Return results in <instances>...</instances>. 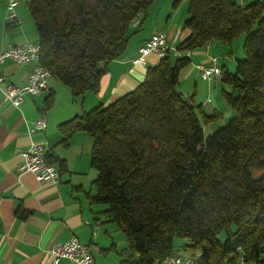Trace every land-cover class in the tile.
I'll use <instances>...</instances> for the list:
<instances>
[{
  "label": "trees",
  "instance_id": "16d2710c",
  "mask_svg": "<svg viewBox=\"0 0 264 264\" xmlns=\"http://www.w3.org/2000/svg\"><path fill=\"white\" fill-rule=\"evenodd\" d=\"M152 2L26 1L38 64L73 97L96 93L106 65L126 51ZM186 2L187 34L176 54L167 51L133 90L62 127L91 141V203L105 205L127 251L137 254L130 264H152L179 249L198 251V264H264V0ZM242 35L244 56L234 72L220 68L233 116L204 136L220 114H204L181 94L179 71L189 52L208 42L230 47ZM46 159L52 163L48 152ZM175 238L186 242L177 248Z\"/></svg>",
  "mask_w": 264,
  "mask_h": 264
},
{
  "label": "crops",
  "instance_id": "0c3cea01",
  "mask_svg": "<svg viewBox=\"0 0 264 264\" xmlns=\"http://www.w3.org/2000/svg\"><path fill=\"white\" fill-rule=\"evenodd\" d=\"M164 2L161 14L156 11L151 14L152 18L157 14L158 20H153L144 32L149 7L140 27L130 37L126 51L106 65L96 93L86 91L82 96L73 97L68 87L52 77L42 92L25 96L17 107L4 100L0 92V264H51L50 246L72 236L88 247L94 264H130L136 258L137 254L127 251L121 229L105 216V205L91 203L96 191V170L90 165L88 135L81 130L67 134L62 125L99 104L112 102L144 79L147 67L156 64L159 58L149 54L142 65L131 60L152 33L165 32L168 51L175 55V46L187 30L182 29L183 22L169 15L175 4L170 8L169 0ZM5 9L6 0H0V51L8 44L37 41L27 3H18L16 20L12 22L4 21ZM224 47L210 43L208 47L189 52V63L180 69L178 85L185 83L196 90L195 77H201L194 65L208 64L211 57L217 58L220 68L229 69V63L223 64L221 57ZM34 66L35 62L18 64L6 59L0 64V72L8 82L21 85ZM205 81L209 84L216 80ZM40 114L45 117V129L29 134V126ZM32 140L46 144L48 156L59 171L57 181L40 182L31 172L17 173L21 152ZM182 251L184 255L177 252L175 255L184 257L190 253ZM56 264L75 263L60 259Z\"/></svg>",
  "mask_w": 264,
  "mask_h": 264
},
{
  "label": "built area",
  "instance_id": "2783aa9c",
  "mask_svg": "<svg viewBox=\"0 0 264 264\" xmlns=\"http://www.w3.org/2000/svg\"><path fill=\"white\" fill-rule=\"evenodd\" d=\"M20 1L28 0H6L5 22L16 20L15 8ZM138 18H134L131 25L136 26ZM168 36L165 32L152 33L136 50L132 58L133 64H144L145 58L153 54L158 58L164 56L168 51ZM210 43H206L208 47ZM176 54V52H175ZM39 43L24 42L16 45L8 44L0 51V64L6 60H12L18 64L35 62L25 83L14 85L6 80L0 72V92L2 98L11 105L17 107L25 96H36L47 87L50 73L38 64ZM203 80H218L221 76L217 58L211 57L208 64L198 62L194 65ZM209 99H207L208 101ZM46 127L44 115L40 114L29 126L28 133L43 131ZM48 148L42 141L32 140L26 149L21 152V161L16 167L17 173L31 172L35 179L40 182H55L59 178V171L46 159ZM51 264H56L60 259H68L75 264H94L91 253L86 245L81 244L74 236L64 242H55L49 248ZM199 252L191 251L188 256L172 255L163 259H156L152 264H198Z\"/></svg>",
  "mask_w": 264,
  "mask_h": 264
},
{
  "label": "rangeland",
  "instance_id": "374dc122",
  "mask_svg": "<svg viewBox=\"0 0 264 264\" xmlns=\"http://www.w3.org/2000/svg\"><path fill=\"white\" fill-rule=\"evenodd\" d=\"M165 0H154L153 4L150 5V10L148 14V18L146 20L145 26L143 28V31H148L149 24L151 22L158 20L157 14H161L162 10L164 8V2ZM238 2H241V0H236ZM253 0H245L246 3L251 2ZM170 2V8L172 5H174V0H169ZM175 9H170L169 15L176 18L179 23H182L186 17H187V2L186 0H178L177 3H175ZM156 11L155 18L151 17V14ZM177 15V16H176ZM242 40L243 35L238 36L237 38H234V40L231 43V46H225L224 54L223 56V64L226 66L229 63V70L230 72H234L235 67V60L236 59H242L243 58V50H242ZM215 44V43H213ZM218 61V60H217ZM230 64L232 65V68H230ZM218 65V63H217ZM219 66V65H218ZM197 80V89L193 88V86L185 85V83H181L177 86L178 90L181 92V94L187 98H191L192 102L195 104V106H200L201 109L204 111L203 113L208 115L212 114L213 112H217L219 117L217 119H213L209 122L206 126L203 127V133L204 136H207L211 134L213 131H215L218 127L223 126L227 123V121L233 116V111L228 106L224 96H223V90L229 92V87L225 84H223L221 81L216 80L215 82H211L208 84L207 81H202L199 77H195ZM181 81V78L180 80ZM199 86V88H198ZM209 100L207 101V99ZM88 111V110H87ZM201 121V119H200ZM186 240L182 238H175L174 239V245L178 248L181 244L185 243ZM185 254L182 250H177V254L181 255ZM189 255V254H187Z\"/></svg>",
  "mask_w": 264,
  "mask_h": 264
},
{
  "label": "bare ground",
  "instance_id": "6f19581e",
  "mask_svg": "<svg viewBox=\"0 0 264 264\" xmlns=\"http://www.w3.org/2000/svg\"><path fill=\"white\" fill-rule=\"evenodd\" d=\"M238 264H244V263L240 260Z\"/></svg>",
  "mask_w": 264,
  "mask_h": 264
}]
</instances>
